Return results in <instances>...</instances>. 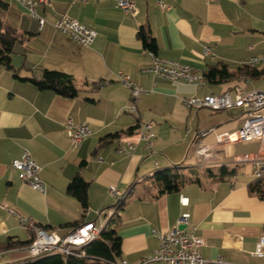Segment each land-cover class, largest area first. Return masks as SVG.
I'll return each mask as SVG.
<instances>
[{"label":"crops","instance_id":"1","mask_svg":"<svg viewBox=\"0 0 264 264\" xmlns=\"http://www.w3.org/2000/svg\"><path fill=\"white\" fill-rule=\"evenodd\" d=\"M3 1L4 23L30 34L14 45L13 69L0 65V264L26 262L22 246L33 237L8 209L64 236L86 222H103L104 209L115 204L108 194L110 186L125 195L113 216L121 240L116 263L166 264L144 259L157 248V233L173 228L187 212L190 219L184 230L204 241L198 251L205 258L264 264L252 254L264 234V200L248 193L251 166L232 164L234 156L256 152L258 143L217 141L219 134H234L240 128L244 109L219 110L228 116L202 135L201 108L206 107L188 108L182 102L234 92L238 86L248 91L264 73L218 84L204 79L198 85L156 78L148 70L152 59L138 36L144 28L155 40V56L188 64L201 74L221 63L235 72L251 56L264 54V0H165L168 9L156 0H134L135 16L124 14L114 0H49L37 8L46 20L41 29L14 0ZM61 15L94 29V42L83 46L56 31L53 23ZM207 47L210 53L205 54ZM254 67L264 71L263 65ZM45 69L69 74L77 95L37 89L30 79L41 78ZM118 71L148 91L140 95L136 112L128 110L129 89L114 79ZM67 119L92 130L75 148L65 129ZM140 122L152 123L154 137L147 148L137 135ZM113 134L125 136L134 149L118 153ZM201 145L210 155L197 152ZM25 153L40 167L44 193L22 182L11 166ZM175 166L183 176L181 186L161 192L154 172ZM223 168L226 175L221 174ZM75 175L87 182L86 209L67 192Z\"/></svg>","mask_w":264,"mask_h":264},{"label":"built area","instance_id":"2","mask_svg":"<svg viewBox=\"0 0 264 264\" xmlns=\"http://www.w3.org/2000/svg\"><path fill=\"white\" fill-rule=\"evenodd\" d=\"M22 6L30 17L38 22V27L41 29L46 20L37 12L38 6L46 4L49 0H14ZM74 1V0H72ZM216 0H205L207 3ZM115 6L124 14L135 16L137 8L134 0H114ZM156 3L162 9H168L165 0H156ZM56 31L67 34L72 41L83 46H90L95 38L96 31L92 28L81 24L76 19L67 15H61L53 23ZM152 59V64L148 69L156 78L168 80L171 82L184 81L187 84L198 85L204 82L203 75L195 68L188 64L180 63L176 60L159 58L154 52L149 51ZM205 54L210 53V48H205ZM242 65L264 66V54L251 56L248 61ZM264 73V72H263ZM114 79L129 89L131 96V104L128 108L130 112H136V104L140 99V95L147 93L140 85L131 79V77L121 71L114 74ZM183 104L188 108L206 107L212 111L226 110L232 107H240L244 109L246 117L240 128L234 134H219L218 142H250L258 143V150L253 153L234 156L232 159L233 165L249 164L251 166L252 178L264 177V90L245 91L241 87H236L234 92L224 91L220 94H208L202 97L182 98ZM65 129L68 135L71 147H77L81 141L92 133L91 128L85 124H76L71 119L65 122ZM137 135L140 140L146 141V148L150 146L149 140L154 137L152 132L151 122H140ZM213 128H208L201 132L202 135L212 131ZM117 144L116 151L118 153L128 154L134 149V143L125 140V136L119 134L115 137ZM126 142L127 147L123 148L122 144ZM197 152L201 156L210 155V149L201 145ZM98 161H103L98 157ZM11 166L16 170L18 178L28 184L32 189L44 193L46 186L40 176V167L38 164L25 153L21 158L14 159ZM110 197L115 199L113 208L105 214L103 222H86L81 226L74 228L64 236H58L54 232L37 225L32 219L17 214L12 209L9 212L16 214L21 227L33 232L32 239L24 246L27 252V261L35 260L47 255H61L64 258L69 256L83 257L85 252L83 247L89 242L98 238L101 230L105 228L109 219H111L118 204L124 199V194L115 187L110 186L108 189ZM182 204L186 205V198H182ZM100 215V212H98ZM190 219L189 213H182L177 224L170 230L162 233H157L159 244L157 248L148 255L144 261H162L166 264H226L223 257L205 258L199 251L198 247L204 243L202 239L195 238L184 229L181 225H187ZM252 254L264 261V234L261 235ZM115 264H126L125 260Z\"/></svg>","mask_w":264,"mask_h":264},{"label":"trees","instance_id":"3","mask_svg":"<svg viewBox=\"0 0 264 264\" xmlns=\"http://www.w3.org/2000/svg\"><path fill=\"white\" fill-rule=\"evenodd\" d=\"M7 8V3L0 0V65L6 69H13L11 64V56L14 45L17 42H22L30 33L18 32L13 27L6 25L3 21V13ZM138 36L144 48L155 52L156 43L153 37L140 28ZM263 70H257L255 67L241 65L237 67L235 72H229L227 66L223 63L211 66L202 75L205 80L210 83H223L232 79H238L240 76L259 77L263 74ZM33 85L39 89H49L55 93L65 96L74 97L78 93V88L74 85L69 74L58 70L45 69L39 79H30ZM119 134L110 135V137L118 136ZM231 172V171H230ZM228 173L222 169L221 174ZM226 175V174H225ZM153 177L159 185L161 192L177 191L183 182V176L180 173V168L170 167L158 169L154 172ZM249 195L256 196L264 200V177L252 178L247 184ZM67 192L76 197L83 209L87 207V182L79 175L69 182ZM124 199L118 204V209L122 207ZM117 209V210H118ZM117 218L108 220L105 228H103L95 240L89 242L83 247L85 255L83 257L69 256L67 258L61 255H47L35 260H28L23 264H115L117 257L120 255V237L116 234L115 226Z\"/></svg>","mask_w":264,"mask_h":264},{"label":"rangeland","instance_id":"4","mask_svg":"<svg viewBox=\"0 0 264 264\" xmlns=\"http://www.w3.org/2000/svg\"><path fill=\"white\" fill-rule=\"evenodd\" d=\"M251 89L264 90V77L257 78L256 80L253 81V84H249L248 91H250ZM228 113L226 111L215 112L208 108H201V130L202 131L207 130L209 127L219 123V121H223L225 116H228ZM247 168L250 169V167ZM216 170H219V168H217ZM203 172L204 174H206V169H204ZM104 211L106 213L109 212L107 208L104 209Z\"/></svg>","mask_w":264,"mask_h":264},{"label":"water","instance_id":"5","mask_svg":"<svg viewBox=\"0 0 264 264\" xmlns=\"http://www.w3.org/2000/svg\"><path fill=\"white\" fill-rule=\"evenodd\" d=\"M186 225H181L180 228L185 229Z\"/></svg>","mask_w":264,"mask_h":264}]
</instances>
